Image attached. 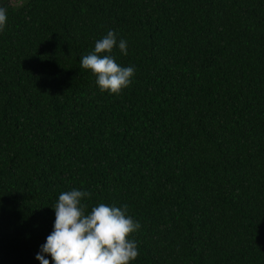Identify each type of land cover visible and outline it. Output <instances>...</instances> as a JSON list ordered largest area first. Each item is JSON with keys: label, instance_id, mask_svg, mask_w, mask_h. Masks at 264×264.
Listing matches in <instances>:
<instances>
[{"label": "trees", "instance_id": "1", "mask_svg": "<svg viewBox=\"0 0 264 264\" xmlns=\"http://www.w3.org/2000/svg\"><path fill=\"white\" fill-rule=\"evenodd\" d=\"M0 264H264V0H0Z\"/></svg>", "mask_w": 264, "mask_h": 264}, {"label": "rangeland", "instance_id": "2", "mask_svg": "<svg viewBox=\"0 0 264 264\" xmlns=\"http://www.w3.org/2000/svg\"><path fill=\"white\" fill-rule=\"evenodd\" d=\"M14 1L15 3H21L22 0H12Z\"/></svg>", "mask_w": 264, "mask_h": 264}]
</instances>
